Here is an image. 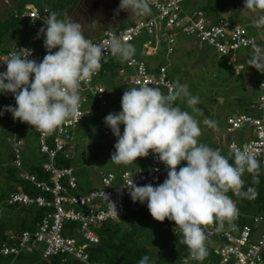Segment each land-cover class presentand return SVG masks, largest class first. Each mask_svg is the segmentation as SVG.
Segmentation results:
<instances>
[{"label":"clouds","instance_id":"9594fccd","mask_svg":"<svg viewBox=\"0 0 264 264\" xmlns=\"http://www.w3.org/2000/svg\"><path fill=\"white\" fill-rule=\"evenodd\" d=\"M243 9L261 13L253 23L264 27V0H244ZM120 10H132L138 15L151 11L148 0H120L117 11ZM44 25L37 38L43 34L47 54L37 63L28 59L31 50L27 48L10 53L6 71L0 72V93L13 94L16 106H7L4 111L10 112L14 120L51 135L57 129L62 130V125L70 118L82 117L80 88L101 69L104 50H110L124 62L134 56L135 47L112 35L109 48L105 49L85 37L80 23L70 18L57 19L55 13ZM53 49L58 50L53 52ZM247 63L264 74V51L258 48ZM185 98L191 112L200 113L196 107L200 98L179 81L173 83L167 95L157 87H133L122 96L121 111L109 113L104 123L117 138L115 152L111 155L113 162L133 164L151 151L166 165L167 178L162 184L137 186L131 179L126 188L134 203L147 201L154 220L173 221L191 256L203 261L208 256L206 229L215 224L220 231L225 223L235 227L239 209L228 193L247 199L258 195L255 187L244 190L243 176L245 173L258 175L260 163L248 149L234 147L230 162L219 149L201 143L200 121L176 104ZM203 124L214 130L218 127L217 121L208 118ZM121 125L124 126L122 134ZM181 162L186 164L177 170ZM149 261V256L145 255L138 264H149Z\"/></svg>","mask_w":264,"mask_h":264},{"label":"built area","instance_id":"2783aa9c","mask_svg":"<svg viewBox=\"0 0 264 264\" xmlns=\"http://www.w3.org/2000/svg\"><path fill=\"white\" fill-rule=\"evenodd\" d=\"M182 2L183 0H148L152 10L149 14L116 31L102 30L97 37L89 40L108 49V41L112 35L131 43L144 33L147 37L141 43V47L144 48L152 46V43H155L154 36L161 33L164 37V53L170 55L173 52L175 33L209 46L217 56L227 57L231 61H236L234 53L238 50H245L251 54L258 48L264 51V39L256 40V35L247 29L264 30V27H256L253 23L261 13L249 23L240 25L220 17L211 18L199 9L184 12ZM24 15L29 20L30 28L38 33L41 27H45L44 22L46 23L51 12L46 8H29ZM170 31L173 33L168 34ZM22 48L31 50L28 59L37 63L43 60L44 56L39 52L23 45L15 46L5 52L0 51L2 68L0 72L6 71L5 63L10 53ZM104 52L103 58L112 55L110 50ZM125 67L131 71L127 83L132 87H157L166 95L172 90V83L167 78L164 68L153 73L142 61L133 57L125 61ZM98 78L97 73L90 81H85L81 85L79 108L81 118L78 116L70 118L62 125V130L57 129L51 135L43 134L31 127L34 151L43 158L39 167L42 172L48 174L47 182L38 180L23 169L21 163L23 140L19 137L12 114L9 113L7 116L9 135L5 141L11 158L9 164L18 171V178L31 184L37 194L30 196L20 190L11 192L5 199V205L33 207L43 210V214L33 223L32 229L6 234L5 240L0 243V259L5 260L6 264H15L20 254L36 255L41 259L60 256L76 260L79 264H101L89 258L86 248L98 243L94 229L109 220H115L116 212L124 202L130 207L135 206L136 202L132 201L129 189L126 188L129 181L133 179L137 186L147 184L158 186L167 178L166 165L151 151L145 157L144 165L136 171L99 173L98 185L87 193L76 192L77 183L72 167L54 166L53 162L58 155L63 159L70 157L74 130L81 123L89 98L96 99L101 105L104 104V89L96 83ZM256 87L258 95L254 108L258 114L232 113L224 120L228 132L241 131L243 128L248 132L227 143L229 156L227 154L225 156L232 158L234 147L250 150L256 158L261 157L259 173L264 178V76L257 82ZM0 95L6 107L16 106L12 93ZM185 164L186 162H181L177 170ZM231 196L235 195L231 192ZM110 202L115 206L116 212ZM67 224L72 225L71 233L65 230ZM234 224L235 227L225 223L220 231L216 230L215 224L206 229V247L216 258V263L264 264V212L248 215L239 211ZM186 249L181 264H195L197 259L191 256L187 247Z\"/></svg>","mask_w":264,"mask_h":264},{"label":"rangeland","instance_id":"374dc122","mask_svg":"<svg viewBox=\"0 0 264 264\" xmlns=\"http://www.w3.org/2000/svg\"><path fill=\"white\" fill-rule=\"evenodd\" d=\"M18 1L22 0H0V19L6 17L10 10L7 7H11ZM73 1V0H72ZM71 1V6H67L66 9L60 10L58 7L54 10L57 15V19L70 18L72 21L80 23L82 25V31L87 39L88 33L96 35V32H100V21L105 20V12H110L111 7H117L120 0H98V3H105L110 8L106 11H97L95 6L99 10V5L96 4V0H74ZM183 0L182 7L184 12H190L189 4L193 5L194 9L202 10L203 12H221L220 18L226 19L230 22L240 24L238 17H244L245 21L249 23L255 19L259 12L253 13L246 9H243L244 0ZM7 2L8 4H4ZM30 4L26 6H34V4L40 2L38 0L29 1ZM33 2V3H32ZM39 4V3H38ZM37 7V5H35ZM195 6V7H194ZM104 7V6H103ZM14 8V6H13ZM76 9V10H75ZM227 9H231L229 16L223 14ZM237 12V13H236ZM239 12V16H236ZM237 17V18H236ZM246 23V24H247ZM242 25V24H240ZM90 28V32H89ZM248 31L255 36L256 40L264 39V30L247 28ZM97 32V34H98ZM173 33L172 31L168 34ZM174 44L173 53L167 57L163 56V43L164 37L161 33H157L153 40L155 41V58L152 60L153 64L163 61L168 64L167 71H175L174 79H177L182 84L188 86L189 92L200 98V103L196 105L200 109V113H192L191 109L187 106L186 98L183 101L179 100L177 105L181 110L189 111L195 118L200 121V127L202 129V135L199 138L201 143H204L213 149H219L222 155L227 154L226 144L229 141L235 140L245 135V130L228 132L225 126V118L232 113L241 114L244 107H250L255 105L258 90L256 83L260 75H264L258 72L255 68L248 65L247 61L252 55L248 51L238 50L234 53L236 61H231L227 57L217 56L209 46L203 45L194 41L192 38H184L173 33ZM37 36V34H36ZM144 33L131 44L135 47V54L133 58L143 60L145 62L147 57H143L145 52L143 48H140L137 40L141 41L145 39ZM162 42V45L160 44ZM43 56L47 54L44 47V36H39V40H36L30 46ZM58 49H53L55 52ZM161 59V60H160ZM104 61V60H103ZM119 65L122 67V72L118 71V76L111 79V81H101L99 78L96 83L103 89V99L106 105H103L101 109L103 112L100 114L99 122L102 123L97 126L83 127L81 126L74 130V142L72 143L71 157L74 161V176L76 178L77 185L81 189H90L98 185V173L100 172H114L120 169H126L129 171H136L140 169L145 163V157L137 158L133 164H117L111 160V155L115 152L114 145L116 143V137L112 134L111 129L104 123L105 117L109 113H119L121 111V98L126 90L133 88L127 84L130 71L125 67V61L121 62L118 59ZM108 66H111L107 62ZM2 69V68H0ZM1 71V70H0ZM121 76H120V75ZM125 80V87L122 84ZM122 87V88H121ZM6 106L2 98L0 97V166L9 163L8 145L5 141L9 135L7 116L10 112L4 111ZM253 114L257 115L255 108H253ZM205 118L218 122V128L216 130L208 128L203 124ZM15 126L18 129L19 137L23 140V147L21 152L22 165L25 163L27 157L36 159L37 155L33 154L35 150L34 140L32 139L31 125L27 123H21L18 119L15 120ZM124 126H120L121 134L123 133ZM29 141V142H28ZM28 142V143H27ZM24 167V165H23ZM2 175V174H1ZM0 175V192L8 189V183L4 180V176ZM250 176L245 173L243 177ZM119 210V209H118ZM18 218L23 219V223L26 227H29L28 217H25V212H21L17 215ZM9 217V213L6 209L0 207V219L9 221V226H14L18 222ZM117 217V215H116ZM113 221V220H112ZM1 224V221H0ZM8 229V228H7ZM5 232H8L6 230ZM6 234V233H5ZM32 263L35 264L36 257H31ZM4 261L0 260V264Z\"/></svg>","mask_w":264,"mask_h":264},{"label":"trees","instance_id":"16d2710c","mask_svg":"<svg viewBox=\"0 0 264 264\" xmlns=\"http://www.w3.org/2000/svg\"><path fill=\"white\" fill-rule=\"evenodd\" d=\"M29 1L31 0H22L16 2L13 5L14 8L12 6V9H10L9 14H7L5 18L0 19V51L5 52L19 45H23L28 48H31L30 46L33 44L32 41L36 40L37 37L36 34L38 33L34 32L30 28L29 20L24 15V12L26 11L25 8L28 7L26 5L30 4ZM38 1H40L38 2L39 4L38 3L34 4L32 8H36V9L46 8L52 14L54 13V10L57 7L60 10H62V9H66V7L69 5L71 6L72 0H38ZM35 5H37V7ZM130 11L132 13H135L132 10ZM205 13L208 16H212V12H205ZM137 15L138 14H133L132 15L134 16L133 19L136 18ZM139 15L140 16L138 17H143L142 14ZM146 15L147 14H145L144 16ZM88 37L89 39H91L93 37H96V35L88 33ZM160 44L162 45V42H160ZM138 45L141 48L140 42L138 43ZM153 48H155V46H153ZM163 56L165 57L169 56V55H165L164 49H163L162 57ZM107 62H109L111 66L106 65ZM142 62L153 73L157 72L158 69L160 68H164L165 74L167 75V78L170 80L172 85L173 83L178 81L173 77L175 73L174 70L172 72L167 71L168 64L166 62L163 63L162 61L159 64L152 63L148 65L145 61ZM101 63H102V67L98 72V77L101 81H105V83L106 81L110 82L111 79L117 77L118 71L122 70V67L119 65L118 58L114 57L113 55L103 58ZM263 76L264 75H260L258 81ZM127 84L124 81L122 87H125V85ZM0 97L3 100V97L1 95ZM178 101H176V104ZM183 103L184 102H182L181 104ZM103 105H106L105 102ZM103 105H101L100 102L97 101L96 99H92L90 97L87 102V106L85 108V112L80 124L83 127L84 126L88 127L87 125L94 127L102 124L99 122L100 121L99 117L100 114L103 112V110L101 109ZM253 108H254L253 106L244 107V109H242L243 110L242 113L253 114L252 113ZM80 124L76 129H78L81 126ZM244 129L245 128H243L242 130ZM71 147H70V157L68 159H63L61 156L58 155L53 162L54 166L72 167L73 171H75L73 167L74 161L72 160L71 157V152H72ZM9 158H10V154H9ZM42 160H43L42 157H37L36 159L27 157L25 163L23 164L24 165L23 169L26 170L28 173L33 174L38 180H44L47 182L49 177L48 174L42 172L39 167V163ZM257 160L260 163L261 157H257ZM229 161L232 162V158H229ZM120 170H126V169H120ZM101 173L103 174L110 172H101ZM17 174L18 171L14 169L12 166H10L9 163L0 166V175L4 176V180L9 185L8 189L4 190L3 192H0V207L8 211L9 217L12 218L14 222L16 221L15 218L19 213L25 212V217L26 216L28 217L30 226L26 227L23 223V219L18 217H17L18 222L15 223L14 226H9L8 225L9 221L0 219L1 221L0 243L5 240L4 233L6 230H10V232H14V233H19L22 230L32 229L33 223L38 221L43 214V210L36 209L33 207H26L20 205H13V206L5 205V199L7 195L11 192L20 190L30 196H34L37 194V191L34 189V187L31 184L27 183L26 181L19 179ZM249 175L250 176L243 177L244 190H246L248 187H255L258 192L256 198L247 199V198H239L237 196L232 197L231 192H229L228 195L236 202V205L242 214L250 215L254 213H263L264 212V178L260 175V173L258 175H253V174H249ZM90 189L83 190L80 188L79 185H77L76 192L87 193ZM71 227H72L71 224L66 225L65 230L67 233H71ZM94 230L98 237V243L87 247L86 252L88 253L89 258L91 260L100 262L101 264H138V261L145 255H148L150 258L149 264H181V258L186 255V251H187L186 247L182 243V234L180 230L177 227H175L174 222L169 221L168 219H165V221L163 222H158L154 220L148 211L147 201H145L143 204L137 201L134 207H130L126 202H124L122 206L119 208L115 220L113 221L109 220L101 224L100 226L96 227ZM174 231H179V233L175 234ZM31 257H36L35 264H79L76 260H72L70 258H63L60 256L41 259L36 255H24V254H20L16 258L15 264H31L32 263ZM195 264H217V263H216V258L208 250V256L203 261L197 260Z\"/></svg>","mask_w":264,"mask_h":264},{"label":"crops","instance_id":"0c3cea01","mask_svg":"<svg viewBox=\"0 0 264 264\" xmlns=\"http://www.w3.org/2000/svg\"><path fill=\"white\" fill-rule=\"evenodd\" d=\"M241 1H243V0H241ZM96 2H97L96 4L99 5V10H98V8L96 6H95V9L97 11H99V12L100 11H106L107 8H110L109 6H107L102 1H101V3H98V0H96ZM236 2L239 3V1H237V0H236ZM4 4L7 5L8 3L7 2H4ZM119 5H120V1L118 3L117 7H111L110 12H105L107 14L106 17L104 18L105 20L100 21V23H99L100 24V28H99L100 29V32H98V30L95 31L96 32V37L102 32V30L108 29V30L116 31V30L121 29L122 27L130 24L131 22L136 21L139 18L138 16H140V15H137V17L133 19L134 16H132V15L133 14H136V13H132L130 10H125V11L120 10V11H117L119 9ZM188 6H189V10H191V11L194 10L193 5L189 4ZM7 8L9 10L12 9L11 7L10 8L7 7ZM228 11H231V9H227V10H225L222 13L225 14V15H227V16H229L231 12H228ZM220 13L221 12H212L211 18H214V19L219 18V15H217V14H220ZM142 15L144 16L145 14H142ZM236 16H239V12H238V14ZM237 19H239V21H240L239 23L240 24L247 23V21H245L244 17H242V16L240 18L238 17ZM89 31H90V28H89ZM97 32H98V34H97ZM146 39H147V37L145 39H142L141 40V43L143 41H145ZM36 40H39V38L36 37ZM36 40H33L32 43H35ZM137 43H139L138 40H137ZM153 46H155V43L154 44L152 43V46H150V47H144L143 48L145 52L142 54V56L143 57H147L146 58L147 65L153 63L152 60L155 58L154 55H155V53L156 54L158 53L155 50V48H153ZM142 61H144V59Z\"/></svg>","mask_w":264,"mask_h":264}]
</instances>
